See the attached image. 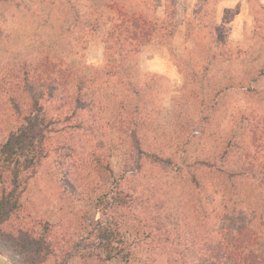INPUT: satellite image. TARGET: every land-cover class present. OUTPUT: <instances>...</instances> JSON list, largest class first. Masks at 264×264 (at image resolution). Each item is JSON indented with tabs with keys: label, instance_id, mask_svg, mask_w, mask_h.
I'll use <instances>...</instances> for the list:
<instances>
[{
	"label": "rangeland",
	"instance_id": "1",
	"mask_svg": "<svg viewBox=\"0 0 264 264\" xmlns=\"http://www.w3.org/2000/svg\"><path fill=\"white\" fill-rule=\"evenodd\" d=\"M217 3L0 0V91L5 82L16 83L20 68L33 64L40 54L62 58L100 82L103 37L114 14L110 5L141 14L159 29L154 40L141 48L138 70L129 74L126 114L111 97L117 92L114 87L104 91L108 97L97 106L102 112L95 116L85 112L67 120L61 102H43L55 122L49 156L35 170L28 203L0 226V253L10 264H26L30 258L10 247L22 233L42 240L44 264H86L80 256L82 245L95 242L96 222L104 214L111 216L95 208L104 181L99 172L105 168L97 160L103 156V164L110 163L118 178L123 172L122 151L132 156L130 170H134L125 190L132 197L128 211L135 231H130L127 242L134 248L135 263L179 264L182 248L199 239L193 235L199 233L203 239L206 234L217 236L221 228L252 223L246 213L249 205L241 213L209 214L218 205L211 201L210 191L199 193L191 182L200 171L189 165L208 158L202 153L219 154L228 142L236 143L228 159L233 165L252 129L264 134V0H247L245 17L224 15L228 25L218 18ZM108 80L113 85L114 79ZM117 120L124 125L118 126ZM139 134H146L145 140L166 142L174 152L173 165L158 167L148 160L140 165L133 156V147L142 139ZM3 136L0 129V144ZM64 172L78 186L76 192L65 188ZM257 193L251 207L264 215V187ZM253 225L264 231V220ZM136 232L145 235L138 239ZM88 234L92 237L85 241ZM89 262L101 264L96 258Z\"/></svg>",
	"mask_w": 264,
	"mask_h": 264
},
{
	"label": "trees",
	"instance_id": "2",
	"mask_svg": "<svg viewBox=\"0 0 264 264\" xmlns=\"http://www.w3.org/2000/svg\"><path fill=\"white\" fill-rule=\"evenodd\" d=\"M171 5L168 10H171ZM109 7L114 14L103 37L105 64L100 82L98 78L93 80L82 74L73 64L66 65L62 58L40 54L33 64L25 63L20 68L21 74L16 83L5 82L3 89L6 92L0 91L4 94H0V129L4 132L0 144V226L28 203L26 196L31 190L30 182L35 170L49 156L50 135L53 133L51 125L55 122L47 116L43 102H61L67 120L81 117L85 112L95 116L102 112L97 106L104 97H108L104 91L114 87L117 92L111 97L116 99L120 113L127 112L129 74L138 70L141 48L154 40L159 29L157 24L141 14H128L117 5ZM106 78L114 79L113 85ZM122 120H117L116 124L124 125ZM139 136L142 139L136 142L137 147L136 144L133 147V156H137L140 165L145 160L158 167L173 165L174 152L166 142H158L155 138L145 140L146 134H139L137 138ZM233 145L228 142L219 154L212 151L202 153L208 158L189 165L200 171L199 178L194 177L191 182L199 193L210 191L211 201L218 205L214 206L218 209L214 208L209 214L217 217L218 210L241 213V208L249 205V212L246 213L252 223L239 229L221 228L220 232H216L217 236L206 234L203 239L199 233L193 235L199 239L182 248L184 255L179 264H264V231L260 230V226L253 225L254 222H263L264 215H259L258 210L251 207L257 201V192L264 187V134L258 135L255 128L252 129L250 141L244 144L246 147L241 150L237 162L231 165L228 159L232 158L230 149ZM121 153L123 172L118 178H115L110 163L103 164V156L97 160L105 168L99 172L104 181L95 200V208L110 212L111 216L102 215L103 220L96 222L93 230L95 242L82 245L80 256L85 258L86 264H90L93 258L101 264H137L134 248L127 242L130 231H135L128 211L132 197L125 190L126 181L134 171L130 170L132 156L129 152ZM69 175L63 173L64 186L76 192L78 186ZM22 234L19 240L10 241V247L14 248L11 250L30 254L26 264H44L42 240ZM136 235L140 239L145 233L136 232ZM90 237L91 234H88L85 241Z\"/></svg>",
	"mask_w": 264,
	"mask_h": 264
},
{
	"label": "crops",
	"instance_id": "3",
	"mask_svg": "<svg viewBox=\"0 0 264 264\" xmlns=\"http://www.w3.org/2000/svg\"><path fill=\"white\" fill-rule=\"evenodd\" d=\"M197 0H187L188 4L194 5ZM246 5L247 0H218L216 14L221 20L224 15L231 16L235 15V18L246 16ZM231 14V15H230ZM223 25L226 24L224 19L221 20Z\"/></svg>",
	"mask_w": 264,
	"mask_h": 264
},
{
	"label": "water",
	"instance_id": "4",
	"mask_svg": "<svg viewBox=\"0 0 264 264\" xmlns=\"http://www.w3.org/2000/svg\"><path fill=\"white\" fill-rule=\"evenodd\" d=\"M0 264H10L8 259L0 253Z\"/></svg>",
	"mask_w": 264,
	"mask_h": 264
}]
</instances>
